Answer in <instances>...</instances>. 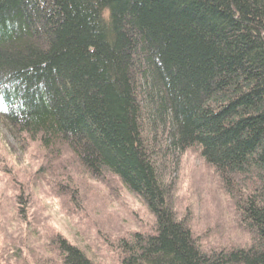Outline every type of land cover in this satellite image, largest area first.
<instances>
[{
    "label": "trees",
    "instance_id": "obj_1",
    "mask_svg": "<svg viewBox=\"0 0 264 264\" xmlns=\"http://www.w3.org/2000/svg\"><path fill=\"white\" fill-rule=\"evenodd\" d=\"M0 121L144 205L118 264H264V0H0ZM189 149L246 246L204 248L171 206L161 162ZM55 240L60 264H108Z\"/></svg>",
    "mask_w": 264,
    "mask_h": 264
},
{
    "label": "rangeland",
    "instance_id": "obj_2",
    "mask_svg": "<svg viewBox=\"0 0 264 264\" xmlns=\"http://www.w3.org/2000/svg\"><path fill=\"white\" fill-rule=\"evenodd\" d=\"M66 154L47 151L0 121V264H60L58 236L94 262L118 264V240L153 229L144 205L115 177L74 174L69 159L62 163ZM161 165L169 175L171 206L195 228L198 243L222 252L250 242L237 221V200L196 152ZM106 237L112 254L103 247Z\"/></svg>",
    "mask_w": 264,
    "mask_h": 264
},
{
    "label": "bare ground",
    "instance_id": "obj_3",
    "mask_svg": "<svg viewBox=\"0 0 264 264\" xmlns=\"http://www.w3.org/2000/svg\"><path fill=\"white\" fill-rule=\"evenodd\" d=\"M189 151H194L193 149H189V150H186L185 152H183V153H180V154H178V161H179V159L183 156V155H185L187 152H189ZM195 152V151H194ZM200 157V156H199ZM177 161V162H178ZM228 250H226L227 252L228 251H231V250H235L234 248L233 249H229V248H227Z\"/></svg>",
    "mask_w": 264,
    "mask_h": 264
}]
</instances>
